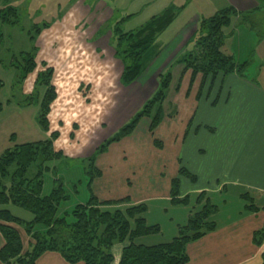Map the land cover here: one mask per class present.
Returning <instances> with one entry per match:
<instances>
[{
  "label": "crops",
  "instance_id": "1",
  "mask_svg": "<svg viewBox=\"0 0 264 264\" xmlns=\"http://www.w3.org/2000/svg\"><path fill=\"white\" fill-rule=\"evenodd\" d=\"M2 1L6 6L13 7L21 0ZM75 1L79 6L87 0ZM95 1H98L99 7L106 5L102 0ZM140 1L131 0V2ZM151 1L165 4L162 12L173 8L179 10V13L173 23L157 38L152 50V55L155 56L148 65L146 74L135 85L127 89L130 91L128 93L130 94V97L128 96L130 106L124 109L118 120H115L118 124L114 127L111 126V115L118 107L111 113L109 123L110 128L114 130H105L101 134L102 141L100 140L99 145L127 123L140 110L146 99L155 92L157 82L153 71L155 70L159 75L187 50L193 49L192 38L197 32L198 16L182 27L184 23L176 36L163 44L162 48L158 44L161 37L187 12L192 5V0L187 2L186 0ZM175 1L176 5H174ZM71 4L72 2L69 3V5ZM183 6L184 9H181ZM259 8L253 9L252 13L256 14ZM92 13L93 10H91ZM99 15L93 16L91 19L92 25L97 21L99 23L94 30H91V33L101 32L102 18L96 19ZM102 15L104 14L102 13ZM77 16L78 14H68L62 27L64 28L71 18ZM248 16L250 17L251 14ZM54 26L44 29L38 37L39 40L43 34L46 35V32L50 34L49 30L54 29L56 27ZM88 35L86 40H91L89 39L90 34ZM94 37L96 36L90 38L94 39ZM73 38H76L75 44L70 43L66 47L64 42ZM81 38L71 31L66 32L59 50L65 48L64 50L78 52V49L84 46L88 54L93 53L101 59L103 53H98L97 49L104 47L105 42L100 40L86 44L85 41L80 42ZM108 43L109 40L106 44ZM108 51L111 53L110 50ZM40 52L39 48L38 54ZM103 59L105 60V56ZM105 61L110 62L108 57ZM176 65L181 67V70L177 79L171 72L172 82L170 85L171 88L176 84L172 102L174 105L172 111L175 112V115H164L163 122L154 135L150 133L149 129L143 130L141 133H138L139 130H135L131 136L112 145L105 154L100 156L95 166L101 175L92 183V194L103 203L129 199L128 202L116 206L123 210L131 206L145 204L148 209L145 214L147 224L159 226L161 230L160 234L154 235L155 237L164 235L165 232L159 219L154 220L155 223L149 222V214L155 211L154 213H158L159 217H168L171 225L168 236L172 237L171 241L177 238L180 228L187 225L189 218L209 201L219 208V213L212 219L216 224V229L204 238L188 244V264H262L264 243L261 247L255 246L253 237L254 233L264 226V89L237 74L218 75L216 78L211 76L204 78L202 75H197L192 84V72L184 73V65ZM65 89L68 94L70 91L68 84ZM58 98L57 94L56 100ZM67 100L68 95L62 103L64 104ZM139 103L141 104L139 105ZM128 116L131 117L124 122ZM178 118L182 119L180 123H184V129L182 127L175 130L167 126L168 130H160L166 125V122H172L175 126ZM83 126L86 127V122ZM83 126L80 127L79 133H85V129H81ZM117 127L118 129L115 130ZM57 133L61 136V132ZM76 133L75 131L72 135L74 140L76 137L78 138ZM81 140L83 137H79L78 143H82ZM97 141L91 144L92 153L99 146ZM90 156L91 152L83 159ZM181 169L193 175L195 181L182 176ZM173 180L179 181L177 199L188 198L187 205L172 203ZM88 182L89 178L87 182H84L86 189ZM203 193L202 202L198 204L197 199ZM243 195H247L251 200L244 199ZM225 197L230 199L231 205L227 204L228 201H223L225 209H227L225 205L230 207L227 211H222L218 204ZM234 199L235 202L231 201ZM252 204L257 210H249ZM11 211L13 213V210ZM158 216H155L154 219H157ZM15 228L21 236L24 251H27L32 241L31 238L23 229ZM154 236L141 238L137 240V243L146 246L166 244L147 243ZM4 245L5 241L0 233V250ZM126 246L128 244L114 246L113 264H119L122 251ZM0 264L2 263L0 262ZM37 264L68 263L58 253H46L37 261Z\"/></svg>",
  "mask_w": 264,
  "mask_h": 264
},
{
  "label": "trees",
  "instance_id": "2",
  "mask_svg": "<svg viewBox=\"0 0 264 264\" xmlns=\"http://www.w3.org/2000/svg\"><path fill=\"white\" fill-rule=\"evenodd\" d=\"M178 13L179 10L169 8L161 15L152 17L144 26L128 33L121 29L124 20L116 23L111 31V40L115 57L123 64V73L119 80L122 87H129L139 79L144 71L143 58L152 52L157 38L173 23ZM0 15L3 16L2 25L13 26L18 22V11L15 8L0 10ZM238 17L240 13L235 8L228 7L211 17L199 18L195 46L176 62L184 65V73L192 72V84L197 75L216 78L218 75L237 74L243 77L247 63H236L233 57L224 55L221 51L225 29L230 28L233 19ZM48 27L50 26H45V29ZM35 31V36L30 39L32 50L14 56L10 63L19 74V81L15 85L20 93L24 81L38 67V49L35 45L43 30L37 27ZM42 66L46 67L47 64ZM53 73L48 68L38 74L35 93L26 99L23 96L22 102L25 107L33 105L38 108L37 122L45 133L50 132L47 116L50 106L57 99L52 86ZM162 77L159 78L158 90L142 108L106 139L92 156L83 160L89 178L87 189L90 197L70 213H60V206L69 200L61 179H55L56 184L51 193L43 195L44 175L57 170L51 166L53 162L67 159L63 153H57L54 149L59 133H52L50 138L41 141L15 143L0 152V233L5 241L0 250L2 264H37L46 253H58L68 264H113L114 246L124 244L128 246L123 249L119 264H188V244L204 238L216 229V224L212 221L219 213L216 205L207 201L189 218L187 225L180 228L179 236L170 243L146 246L138 244L137 240L161 232L159 226L147 224V206L139 204L123 210L116 206L128 202L129 199L103 203L92 194L91 189L93 181L101 175L96 169V162L112 145L131 136L144 118L150 120L149 131L152 135L161 126L165 115L163 106L172 82L171 73ZM3 88L4 84L0 80V91ZM3 110L4 106L0 104V113ZM14 137L12 135L10 141ZM180 174L195 181V177L184 169L180 170ZM178 191L179 181L173 180L172 203L187 205L188 198L177 199ZM203 197L204 193L199 195L198 204H201ZM242 197L251 200L247 195ZM10 207L27 211L32 219L27 221L14 216ZM249 210L255 211L257 208L252 204ZM15 227L23 229L33 241L27 251H24L21 236ZM253 243L257 247L263 245L264 226L254 233ZM262 260L264 264V254Z\"/></svg>",
  "mask_w": 264,
  "mask_h": 264
},
{
  "label": "rangeland",
  "instance_id": "3",
  "mask_svg": "<svg viewBox=\"0 0 264 264\" xmlns=\"http://www.w3.org/2000/svg\"><path fill=\"white\" fill-rule=\"evenodd\" d=\"M102 1L106 5H100L99 7L98 1L95 0H87L79 6L75 0H21L16 6L12 7L18 11V22L13 26L2 25L3 16L0 15V80L4 84V88L0 91V104L4 106L3 112L0 113V152L12 147L15 143L23 144L31 141H41L50 138L52 133L61 132L60 138L54 143V149L57 153H63L67 159L52 163L51 166L56 167L57 170L54 173L44 175L45 184L43 190V195H49L56 184L54 183L55 179H61L64 182V190L69 200L60 206L61 214L72 212L77 205L83 204L89 199L90 194L86 186H84V182L88 181V176L86 175L83 158L89 152H91V156L93 155L96 150L92 153L93 148L91 144L98 140L97 145H99L101 134L105 130H114L110 128L109 118L111 113L118 107L122 98V92H130L127 89L135 85L146 74L147 67L155 56L152 55L153 52L146 54L143 58V63L145 62L144 71L139 79L129 87H122L119 80L123 73V70L121 72L123 64L115 55L113 56L115 50L110 38L111 33L109 32L113 30L116 23L122 20H124V23L121 24L122 31L125 33L135 31L144 26L153 16L161 15L165 7V4L162 2L155 3L151 0H141L140 2H131V0ZM176 1L174 5H176ZM70 2H72L71 5H69ZM7 7L0 0V10ZM228 7H234L240 13V17L233 19L230 28L225 29L224 43L221 51L224 55L233 57L236 63H247V67L243 71V77L260 85L264 89V0H192V5L188 8L187 12L161 37L158 44L162 48L163 44L171 41L178 31L186 26L195 16L199 18L211 17L218 11ZM256 8H259L258 12L253 14L252 10ZM91 10H93L92 14ZM68 14H78V16L71 18L63 28L62 24L64 19L67 20ZM250 14L251 16L249 17L248 15ZM96 15H99L96 19L102 18L101 23H103L100 26L101 32H97L98 35L95 31L91 33V30H94L99 25L98 21L93 25L91 23L92 17ZM45 26H54L55 28L53 27L54 29L49 30L50 34L46 32V35L43 34L40 40L39 38L37 39L35 47L38 49V53L39 48L41 51L36 57L38 67L24 81L21 86L22 92L20 93L17 91L18 88L15 85L19 81V74L12 68L10 63L14 56L32 50L33 45L30 39L35 36V28L38 27L44 30ZM69 31L81 36L80 42L85 41L86 44H91L92 41H104L105 46L97 49L98 53H103L101 56L102 60L95 54L92 53L90 55L89 53L88 66L77 65L73 67L70 59L67 58L69 50H64L65 48L59 50L63 42V36ZM197 33L198 25L197 32L194 38H192L193 47L197 41L195 37ZM88 34L92 38L93 36L96 37L94 39L89 37L91 40H86L89 36ZM72 40L75 41L76 38ZM72 40H69L70 43ZM108 40L109 43L106 44ZM37 43L39 44L37 45ZM104 56L105 60L108 57L110 62H106L103 59ZM177 60L173 62L175 64L173 68V64H170L159 75L155 70L153 71L157 82L155 92L159 87L160 76L164 78L168 73L172 72L174 78L177 79L181 70V67L176 65ZM44 63L47 64L46 67L42 66ZM48 68L54 71L52 86L59 98L50 106V112L47 116L50 132L45 133L37 122L39 116L38 108L33 105L25 107L22 105V102L24 98L26 99L27 96H32L35 93L34 86L38 74L45 72ZM66 84L70 88L68 94H66ZM175 86L176 84L172 85L169 89L170 93L168 92L169 95L164 104L165 115H175V112L172 111L174 109L172 102L175 96ZM155 92L146 99L144 104ZM67 95L68 100L63 104L62 101L66 100ZM127 95L129 96L130 94ZM23 96L25 97L23 98ZM170 111L171 113H169ZM130 117L128 116L124 122L128 121ZM181 120V118H178L175 126L172 122H166V125L160 130H168L167 126L175 130H179L182 127L184 129V123L181 124ZM85 122L86 127L83 126ZM149 123L150 120L144 118L137 128L139 130L138 133L148 130ZM81 126H83L81 129H85V133L78 132ZM117 129L118 127L115 130ZM73 131L77 132L78 138L76 137V140L72 136L74 135ZM12 135H15V137L10 141ZM79 137H83L82 143H78ZM87 148H90L88 149L90 150L89 152ZM223 201H228L227 204L231 205L229 203L230 199L225 197L218 204L222 208V211H227L230 206L225 205L227 208L225 209V202ZM231 201L235 202V199ZM10 209L13 210V215L16 217L27 221L32 219L30 213L23 209L18 207H10ZM154 212L152 211L149 214V222L155 223L154 220L159 219L165 234L154 236L147 243H170L172 237L168 236V230L171 228L168 217H159L158 213ZM155 216H158V218L154 219ZM218 222L220 223V221Z\"/></svg>",
  "mask_w": 264,
  "mask_h": 264
},
{
  "label": "bare ground",
  "instance_id": "4",
  "mask_svg": "<svg viewBox=\"0 0 264 264\" xmlns=\"http://www.w3.org/2000/svg\"><path fill=\"white\" fill-rule=\"evenodd\" d=\"M75 39V38H73ZM72 40V39H71ZM72 45H74V41L72 40ZM70 44L69 41H67L66 43L64 42V45L67 47V45ZM79 52H73L68 51L67 53V58L70 59L71 64L73 65V67H76L77 65H82V66H88V61H89V57H88V52L85 49V47L83 46L82 48L78 49ZM79 61V62H78ZM128 92H122V98L120 99V103L119 106L117 108V110L111 115V120H112V127L116 126L118 124V122H116L115 120H118L120 118V115L122 114V112L124 111L125 108H128L130 106V100L128 97Z\"/></svg>",
  "mask_w": 264,
  "mask_h": 264
}]
</instances>
